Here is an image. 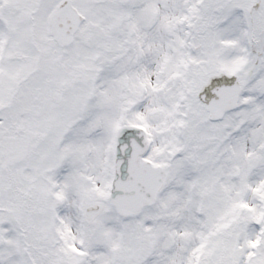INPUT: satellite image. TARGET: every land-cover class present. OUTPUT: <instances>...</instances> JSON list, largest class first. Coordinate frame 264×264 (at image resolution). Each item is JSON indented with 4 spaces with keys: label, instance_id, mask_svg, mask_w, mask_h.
<instances>
[{
    "label": "snow or ice",
    "instance_id": "snow-or-ice-1",
    "mask_svg": "<svg viewBox=\"0 0 264 264\" xmlns=\"http://www.w3.org/2000/svg\"><path fill=\"white\" fill-rule=\"evenodd\" d=\"M0 264H264V0H0Z\"/></svg>",
    "mask_w": 264,
    "mask_h": 264
}]
</instances>
